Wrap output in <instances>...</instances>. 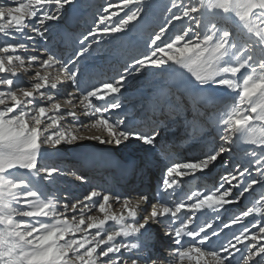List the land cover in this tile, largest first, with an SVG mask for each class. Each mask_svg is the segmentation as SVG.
Returning a JSON list of instances; mask_svg holds the SVG:
<instances>
[{"label":"snow or ice","instance_id":"1","mask_svg":"<svg viewBox=\"0 0 264 264\" xmlns=\"http://www.w3.org/2000/svg\"><path fill=\"white\" fill-rule=\"evenodd\" d=\"M73 2L0 0V264H264V191L231 210L264 190V0H167L142 48L83 87L80 58L127 36L154 3L108 0L65 57L48 47L49 34ZM149 73L182 86L157 92L153 111L180 117L191 107L198 151L165 153L153 195L43 192L68 174L45 157L82 140L163 147V121L141 126L124 110L130 81Z\"/></svg>","mask_w":264,"mask_h":264},{"label":"rangeland","instance_id":"2","mask_svg":"<svg viewBox=\"0 0 264 264\" xmlns=\"http://www.w3.org/2000/svg\"><path fill=\"white\" fill-rule=\"evenodd\" d=\"M107 2H108V0H100L99 4L93 8L91 13H89L87 16H84L80 20L79 28L77 30V33H78L77 37H79L82 33H86L88 28L92 26L93 20H94L96 14L101 9V6L105 5ZM166 3L167 2H165L159 8L158 16H160V17L154 18L155 22L152 23L150 25V27L147 28L148 29L147 32L143 35L144 39H147V35L152 29H154V28L158 29L159 25H161L164 22L163 9H164V5ZM68 10H69V7L63 13L62 18L60 20L51 22V31L49 34L48 47L54 49L58 54H63V53H59L58 51L60 49L56 50L53 46H55L57 44V40H58V36H59L58 33H59V30L62 29V23H63L64 15L68 12ZM177 27H179V25ZM175 31H176V29H172V32H175ZM78 47H79V44H77L76 48L73 51L67 52V56H71L73 54V52L76 49H78ZM141 48H142V44H141ZM122 49L123 48L118 45L117 39L113 40L111 38L106 37L105 40L98 47L96 45H94L92 51H90L89 53H86L84 57L80 58L77 66L80 68V71L83 75V73H85L87 71L88 65H91L92 61H94L97 57L104 56L107 53L110 54L111 52H113L115 50L118 53L120 50L121 53H120V56L117 59V61L112 66H109V68H111V69L108 68L107 70L104 71V74H105L109 70H111L110 71V76H111L117 70L121 69L125 60H127L131 55L135 54L134 49L127 48V49H125V51H122ZM60 51L63 52V50H60ZM82 75H81V77H82ZM104 76L107 77V74H105ZM27 80H28L27 75H22L21 82L26 83ZM160 82H162L160 77L158 75L153 76L151 73L146 74L145 76L140 77L138 79L131 80L129 89L125 93V96H124V98H127V100L124 99L125 109H126L127 113L129 115H131L134 108H137V106H139V105L136 106L137 102L130 99L131 96H133V95H135V93H139V92L145 93V92H153L154 91V93L157 94V92H158L157 86H158V83H160ZM169 93L172 94V92H169ZM153 113H159V115L156 118V121H163V125L165 126V130L162 131V133H161L163 135L162 138L166 135H171V136H174V138H177L178 141H180L182 139L181 140V142H182L181 146H182L183 150L185 149V150L191 151V149H194V148L196 149L197 147H200V144H197L196 141L188 138L189 134L191 133V128L188 125V121H191L192 117H193V112L188 110V108L186 109L185 113L180 117H176L174 115L170 116V115H167V113L161 114V112L158 110L154 111ZM210 114H208V115H210ZM183 132H185L184 138H180L178 133L181 134ZM196 136H197V140H199L201 133L197 132ZM204 139L205 140H211L212 136L211 135L205 136ZM75 147H77V146H75ZM116 151H121V155H124V156H126L128 154H132V153L133 154L138 153L140 155H146V154L148 155L149 154V151L145 150L144 146H141L136 141H135V144H132L129 142V144L127 146H122L119 150H116ZM194 151L195 150H193V152ZM143 152H145V154ZM69 160H71V159H68L67 157H62V158H57L56 160H52V161L50 160L47 162V164H49L50 166H56L59 168L62 167L61 169L65 172H67L63 167H65L66 163L70 165ZM76 166H78V165H76ZM67 173H68L67 175H58L55 178V180L49 184V186H48L49 190H47L45 193L55 195L61 199H63L65 197V194H67L70 198H75V197H81L82 198L85 193H87L90 189H92V188H87L89 186V183H86V182H88V181H84L83 184L80 185V187L78 184H76L74 182L73 183L70 182V181H73L72 180V177H73L72 173H74L75 175H78L81 172L78 173V171L74 172L73 170H70ZM96 189L99 190L97 187H96ZM261 191H264V190H260V193H261ZM258 195L254 198L255 199L258 198ZM255 199H253L251 201L254 202ZM94 214H98V213H94Z\"/></svg>","mask_w":264,"mask_h":264},{"label":"bare ground","instance_id":"3","mask_svg":"<svg viewBox=\"0 0 264 264\" xmlns=\"http://www.w3.org/2000/svg\"><path fill=\"white\" fill-rule=\"evenodd\" d=\"M71 6H73V4L71 5ZM155 12V11H154ZM75 26H77V22L75 23ZM75 28V27H74ZM56 48V47H55ZM59 48H57L56 50H58ZM59 53H62V51H58ZM112 54H114V55H116V53H112ZM108 73V72H107ZM107 73H105V74H107ZM88 84H90V83H87V84H85V82L84 81H82L81 82V86L83 87V86H87ZM147 95V93L145 94V99H143V102H144V100H146V103L149 101V99H147V97L148 98H151V102L150 103H153V102H155V97H152L151 95H152V93H149V96H146ZM224 97V99H227V100H229V96H227V95H225V96H223ZM124 99H126L127 100V98H124ZM228 102V101H227ZM140 111L138 110L137 112H134V113H132L131 114V116H135L136 118H137V123L138 124H140L141 126H144V125H151L152 124V119H153V117L151 116V115H148V117H149V121H147V120H145V119H143L142 121H141V118H140V116L138 117L137 115H138V113H139ZM180 121V120H179ZM83 134H85V135H88L89 133H87V132H84ZM130 143H132V144H135V141H131ZM83 145H92V147H97V146H99V144H98V142H96V141H88V140H82V141H80V142H78V145H77V147L76 148H80V146H83ZM75 147V146H74ZM82 149V148H81ZM144 149L146 150V146H144ZM62 151H65V150H62ZM151 152V154L153 153V151H150ZM143 153H145V152H143ZM194 152H191L190 154H183V158L184 157H186V156H189V155H192ZM62 157H65L64 155H61ZM61 157V158H62ZM69 158V157H68ZM71 159V158H70ZM49 161V159H46L45 160V162L47 163ZM141 161H142V159H140V162H138V163H140V164H138V165H136L134 168H132L133 169V171H130L129 173L130 174H128V175H126V176H124V182H126V189H124L122 192H129V191H131L132 189L134 190H140V189H142V191L141 192H144V193H147L148 191H149V189L151 188V187H153V184H151L150 183V178L151 177H154L155 176V174L154 173H150L149 172V166L147 167H143L141 164ZM66 163V162H65ZM69 163H70V165L69 164H65V167H63L67 172L68 171H70L71 169L72 170H74V171H78V173H80V174H78V175H82L83 177H84V181H85V177L87 178V180L88 181H92L93 183H94V185H92L93 187H95L97 184L96 183H98V182H96V173H92L90 170H87L86 168H84V167H82V164L80 165V164H76V160H69ZM136 164V163H135ZM135 164H133V165H131V167L132 166H134ZM143 164H145V163H143ZM76 165H78V166H76ZM71 167V168H70ZM86 167L88 168L89 166L88 165H86ZM162 167L163 166H161V165H159L158 166V168H155L156 169V171H157V173H160L161 175H162V173H163V171H161V169H162ZM62 168V167H61ZM156 177V176H155ZM152 179V178H151ZM70 182H72L73 183V181H70ZM79 182H81V181H79ZM75 183V182H74ZM76 184H78V183H76ZM109 185H107L106 183H105V185H103V187L105 188V187H108ZM80 187V186H79ZM106 191H109V192H111V190H109V189H107ZM125 193H121V195H124ZM63 198V197H62ZM238 210V209H237ZM236 210V211H237ZM233 211V210H232ZM236 211H233V212H236Z\"/></svg>","mask_w":264,"mask_h":264}]
</instances>
